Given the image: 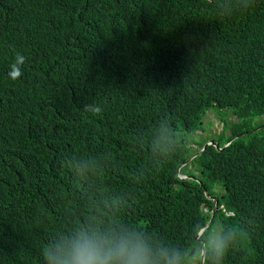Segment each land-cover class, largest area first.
<instances>
[{"label": "trees", "instance_id": "obj_1", "mask_svg": "<svg viewBox=\"0 0 264 264\" xmlns=\"http://www.w3.org/2000/svg\"><path fill=\"white\" fill-rule=\"evenodd\" d=\"M211 109L237 120L194 149ZM202 246L264 264V0H0V264Z\"/></svg>", "mask_w": 264, "mask_h": 264}, {"label": "rangeland", "instance_id": "obj_2", "mask_svg": "<svg viewBox=\"0 0 264 264\" xmlns=\"http://www.w3.org/2000/svg\"><path fill=\"white\" fill-rule=\"evenodd\" d=\"M227 112L226 111H217L214 109L206 110L204 111L202 121L200 122L201 129L199 131H196L194 134L192 133L189 135V143L191 144L194 149H197L198 145L202 143H219L220 137H229L230 136V130L225 128V132L222 133V129L224 124L227 122L229 124L231 121H236V117L228 114L226 117ZM204 144V146H205ZM196 145V146H195ZM192 149V150H194ZM195 174L196 169H191ZM180 176H183L180 174ZM216 192L221 193L222 189L218 186L215 187ZM206 210V209H204ZM214 233L213 239H216L217 236V228L213 229L212 234ZM211 234V235H212ZM204 258L202 259L201 253H195L192 254L189 259L185 262L186 264H203ZM184 263V264H185Z\"/></svg>", "mask_w": 264, "mask_h": 264}, {"label": "clouds", "instance_id": "obj_3", "mask_svg": "<svg viewBox=\"0 0 264 264\" xmlns=\"http://www.w3.org/2000/svg\"><path fill=\"white\" fill-rule=\"evenodd\" d=\"M24 63H25L24 56L17 53L15 63L11 66V71L9 73V76L12 80H18L20 78V76L23 74L21 71V66ZM85 110L86 111L90 110L94 114H98L101 111V109L99 107L93 106V105H86ZM229 144L230 143H228L227 146ZM179 177L184 178L187 176H180V174H179ZM206 197H207V195H206ZM207 198H210V197H207ZM210 199H212V198H210ZM204 209H206L205 206H203V210ZM205 211H207V210H205ZM128 256L132 257V254L128 253ZM70 264H112V262H111V257L109 255L103 254L99 250L92 248V247H83V248H78L75 250L74 254L71 257Z\"/></svg>", "mask_w": 264, "mask_h": 264}, {"label": "water", "instance_id": "obj_4", "mask_svg": "<svg viewBox=\"0 0 264 264\" xmlns=\"http://www.w3.org/2000/svg\"><path fill=\"white\" fill-rule=\"evenodd\" d=\"M261 129V127H258L256 130H260ZM252 132H254V131H252ZM235 139H237V137L235 138ZM208 145H213L214 146V148L215 149H217V150H222L221 148H219V146H218V144L217 143H213L212 141L211 142H208V143H206L205 144V146L203 147V149H202V151L206 148V146H208ZM225 147H227V145L225 146ZM224 147V148H225ZM201 151V152H202ZM198 154H196V155H194V156H192V157H190L187 161H186V163H189L194 157H196ZM185 163V164H186ZM183 166V165H182ZM184 178H186V177H184ZM190 178H193L192 176H190ZM207 197H210V198H212L213 200H214V209L212 210V214H211V218H210V220H208V222L206 223V225H205V227H208V226H210L211 225V223H212V221H213V218H214V215H215V210L217 209V206H216V203H217V201H218V199L216 198V197H214V196H210V195H208L207 194ZM204 227V228H205ZM204 228H202L201 230H200V232L198 233V235L196 236V238H198V236L200 235V233L203 231V229ZM193 251V249H191V251L189 252V253H191ZM201 255H202V259L204 258V246H202V249H201Z\"/></svg>", "mask_w": 264, "mask_h": 264}, {"label": "bare ground", "instance_id": "obj_5", "mask_svg": "<svg viewBox=\"0 0 264 264\" xmlns=\"http://www.w3.org/2000/svg\"><path fill=\"white\" fill-rule=\"evenodd\" d=\"M212 226V225H211ZM208 228H210V227H208Z\"/></svg>", "mask_w": 264, "mask_h": 264}]
</instances>
